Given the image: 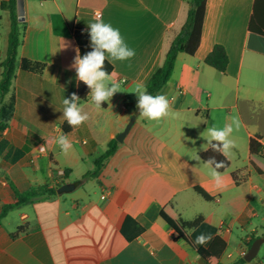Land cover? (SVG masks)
<instances>
[{"label":"crops","instance_id":"crops-1","mask_svg":"<svg viewBox=\"0 0 264 264\" xmlns=\"http://www.w3.org/2000/svg\"><path fill=\"white\" fill-rule=\"evenodd\" d=\"M8 1L0 0V62L10 31ZM22 2L17 60L45 68L40 76L17 68L3 100L13 108L0 133V211L14 203L12 188L19 193L42 186L75 188L21 205L0 219V264H204L161 220L169 203L185 222L200 218L194 231H187L195 247L208 248L218 237L224 245L219 264L243 259L256 239H264V159L248 147L255 138L264 150V38L248 31L254 0H206L195 54H179L171 78L155 94L166 95L174 113L159 123L139 116L131 92L137 84L146 86L161 65L185 23L189 0ZM95 19L119 29L136 55L106 60L113 79L126 81L111 105L97 109L87 86L80 87L87 94L79 104L90 119L71 128L62 102L72 93L78 96L76 73L69 68L78 48L74 32L87 33L90 47L88 23ZM215 45L228 57L224 74L205 64ZM132 116L129 132L117 142ZM233 117L241 127L231 137L236 147L218 187L203 162L189 155L205 152L201 133ZM62 133L74 145L67 155L55 143ZM112 140L115 152L97 177L85 179ZM201 233L213 236L206 246L194 243ZM242 264H264V242L256 258Z\"/></svg>","mask_w":264,"mask_h":264},{"label":"trees","instance_id":"trees-1","mask_svg":"<svg viewBox=\"0 0 264 264\" xmlns=\"http://www.w3.org/2000/svg\"><path fill=\"white\" fill-rule=\"evenodd\" d=\"M189 9L186 14L185 23L179 33L171 41L166 54L163 57L161 65L154 71L150 77L146 88L147 92L151 95H155L159 92L169 81L172 76L175 61L179 54H185L188 56H193L198 48L203 19L206 7V0H189ZM7 9L10 13V31L7 36L6 53L3 61L0 62V133L7 128L8 122L12 115L13 103H5L4 97L9 93L12 83L15 79V72L17 68L22 71L33 75L40 76L44 71V64L33 62L27 59H21L19 62L17 60V50L20 44V26L17 15H16V0H9ZM248 31L251 34L264 38V0H254L252 15L248 24ZM74 38L78 45L80 55L83 56L87 52L91 51V47L88 45V35L82 30H75ZM18 64V67H17ZM205 64L220 74L226 72L228 66V57L223 46L215 45L212 51L207 55L205 59ZM105 70L110 74L112 71L111 65L105 61ZM84 85L79 84L78 97L80 100L86 98V94H81L80 87ZM89 92V89H88ZM64 132H67L64 129ZM249 152L252 155H259L264 159V150L261 145L257 142V139L253 138L249 140ZM117 142L116 140L110 141L106 150L102 155H100L95 160V169L85 175L86 178L97 177L102 163L109 158L116 150ZM215 156L219 160H225V157L214 153L211 149L200 154L201 160L206 161L209 157ZM227 167L229 163L225 160ZM226 167V168H227ZM220 169V172L224 171ZM80 181L75 182L78 185ZM56 188H47L46 186L31 188L25 193H19L14 188H12L14 194V203L4 206L0 211V219H2L6 213L9 211L39 198L53 196L57 194ZM197 193L200 194L204 199L208 200L209 197L202 192L200 189H196ZM160 218L163 220L173 231L177 234V237L183 242L187 243L198 255V257L203 261L204 264H219L218 258L223 248V243L216 237L208 248H197L193 245L191 240L187 235V231L195 228L199 222L200 218L193 222L183 221L176 213L173 204L169 203L165 205L161 212ZM23 228H19L18 232H22ZM245 263L244 259H241L235 264Z\"/></svg>","mask_w":264,"mask_h":264},{"label":"clouds","instance_id":"clouds-1","mask_svg":"<svg viewBox=\"0 0 264 264\" xmlns=\"http://www.w3.org/2000/svg\"><path fill=\"white\" fill-rule=\"evenodd\" d=\"M88 27L92 50L81 56L79 48H76L74 61L69 68L75 70L77 86L80 82L85 84L90 90L89 95L92 103L97 109H100L102 103L109 102L110 104L114 94L123 92L121 88L126 82L113 79V75L105 70V61L111 63L113 60H130L136 55V52L125 43L119 29L114 28L110 23H105L102 19H95L88 23ZM66 46L65 44L64 47ZM131 93L137 95L136 106L139 109L140 117L159 123L174 116L171 103L166 95L153 96L147 92V88L143 84H137ZM79 101L80 98L77 94L72 93L70 98H64L62 102L64 105L63 118L71 128L79 127L90 119L89 113L84 111ZM240 127L241 122L238 117H233L231 123H227L223 127L215 125L208 127L205 132L201 133V136L207 140L202 149L204 151L211 149L214 153L224 156L226 160L236 147L235 141L231 137L234 131L240 130ZM55 143L65 155L69 154L74 147L72 141L63 133L56 138ZM39 150L43 152L44 146H41ZM189 156L193 160L200 161V163L202 161L197 151ZM225 160L218 161L215 156H211L206 161H202V166L208 170V174L218 187L223 183L220 169L227 167ZM187 219L190 220L191 218ZM212 239V234L201 233L196 237L194 243L199 246H206Z\"/></svg>","mask_w":264,"mask_h":264},{"label":"water","instance_id":"water-1","mask_svg":"<svg viewBox=\"0 0 264 264\" xmlns=\"http://www.w3.org/2000/svg\"><path fill=\"white\" fill-rule=\"evenodd\" d=\"M16 15H17V18L19 21L23 20L22 19L23 18V2H22V0H16ZM134 119H135V117L132 116L129 123L125 127L124 131L117 136V138H116L117 142L121 143L123 141V139L125 138V136L129 132V130L133 124ZM74 188H75V186L73 184H65V185L60 186L57 189V193L58 194L68 193V192L74 190ZM263 242H264V239H262V238L256 239L252 243L251 247L245 253L243 259L246 262H249V263L252 262L256 258L258 250H259V248Z\"/></svg>","mask_w":264,"mask_h":264},{"label":"built area","instance_id":"built-area-1","mask_svg":"<svg viewBox=\"0 0 264 264\" xmlns=\"http://www.w3.org/2000/svg\"><path fill=\"white\" fill-rule=\"evenodd\" d=\"M81 83H82V82H81ZM61 177H63L62 174H61Z\"/></svg>","mask_w":264,"mask_h":264}]
</instances>
